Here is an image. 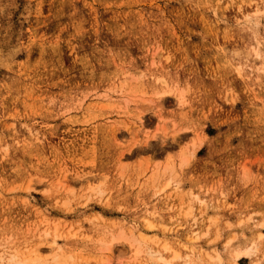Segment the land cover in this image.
<instances>
[{"label":"rangeland","instance_id":"rangeland-1","mask_svg":"<svg viewBox=\"0 0 264 264\" xmlns=\"http://www.w3.org/2000/svg\"><path fill=\"white\" fill-rule=\"evenodd\" d=\"M163 244L264 264V0H0V264Z\"/></svg>","mask_w":264,"mask_h":264},{"label":"bare ground","instance_id":"bare-ground-1","mask_svg":"<svg viewBox=\"0 0 264 264\" xmlns=\"http://www.w3.org/2000/svg\"><path fill=\"white\" fill-rule=\"evenodd\" d=\"M176 97L178 99H180L181 95L180 94H177ZM132 102L133 103H136L138 101H132ZM137 120H138V122H137V124L135 123V128L142 129L143 126H144L143 125V121H142V117L139 116L137 118ZM181 160H183V158H181ZM146 224H147V227L148 228H152L153 227V225L151 223L147 222V221H146ZM113 239L114 240H120V239H123L124 240V238H123V236L121 234L117 235V237H115ZM50 244H51V247H49L48 249H51V250L54 249V246H57V242H56L55 239L53 241H51ZM39 250L40 249H36L35 251L37 253H39L40 252ZM105 250L106 251L108 250V252H111L112 251V245H109L108 244V246L106 247ZM167 250H168V247L165 244H163V245L160 246V249L155 250L153 252L154 258L156 259L157 262H159L161 264H172V260H174V259H180L181 258V255L179 254V252H176V251L172 252L171 255H170V257H167L166 256ZM257 250H258L257 246H255L253 243H251V244H249V245H247V246H245L243 248H237V249H235L234 252H233V257L234 258H237L239 255H245L247 257H251V256H253V255L256 254ZM57 256H58L57 254H54V256H53L55 258V261H57V259H58ZM28 260H29V264H40L41 263V261H39V258H37V257H32V258H30ZM252 264H257V261H253Z\"/></svg>","mask_w":264,"mask_h":264}]
</instances>
